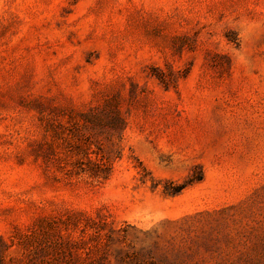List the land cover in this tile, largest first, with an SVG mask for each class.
Returning a JSON list of instances; mask_svg holds the SVG:
<instances>
[{
  "label": "rangeland",
  "instance_id": "obj_1",
  "mask_svg": "<svg viewBox=\"0 0 264 264\" xmlns=\"http://www.w3.org/2000/svg\"><path fill=\"white\" fill-rule=\"evenodd\" d=\"M0 238V264H264V0H0Z\"/></svg>",
  "mask_w": 264,
  "mask_h": 264
},
{
  "label": "trees",
  "instance_id": "obj_2",
  "mask_svg": "<svg viewBox=\"0 0 264 264\" xmlns=\"http://www.w3.org/2000/svg\"><path fill=\"white\" fill-rule=\"evenodd\" d=\"M87 171L90 173V176L96 179H106L110 172V166L108 162L102 160L100 162L97 161H91L89 160L87 165ZM1 241V238H0ZM2 242V241H1ZM31 242L30 237H27V239L24 240V244L26 247H29V243ZM2 247V258L1 261L4 263V253L8 250L9 245L6 244V247L4 248V243ZM36 249L33 247L32 249L28 250V255H33L35 253Z\"/></svg>",
  "mask_w": 264,
  "mask_h": 264
}]
</instances>
